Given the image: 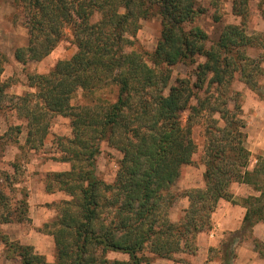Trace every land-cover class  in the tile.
<instances>
[{
	"label": "trees",
	"instance_id": "obj_1",
	"mask_svg": "<svg viewBox=\"0 0 264 264\" xmlns=\"http://www.w3.org/2000/svg\"><path fill=\"white\" fill-rule=\"evenodd\" d=\"M18 2L26 11L29 33L28 45L15 51L19 61L42 59L68 29L77 49L48 73L31 75L35 90L22 96L6 94L7 84L0 81V111L14 109L26 118L27 142L39 144L48 134L52 116L70 118L72 145L63 160L71 163V169L52 175L58 190L71 199L61 201L53 222L54 262L32 245L5 237L7 259L19 258L21 264H157L154 257L171 259L180 251L196 249L195 237L212 228L213 212L220 199H233L230 187L235 182L258 192L243 198L246 213L236 236L264 223V157L249 168L251 151L245 143L240 93L230 94L236 77L253 87L264 77L263 55L248 53L259 43L257 36L246 32V7L236 3L233 13L244 21L225 25L210 41L194 23L205 12L197 0ZM156 15L161 20L156 48L149 57L143 50L129 51L141 21ZM179 63H196L195 78L181 77L170 84L173 67ZM79 89L92 94L109 89L115 91V100L102 94L90 104L74 105L72 95ZM184 112H188L185 124ZM201 118L206 119L204 187L184 192L189 205L173 221L170 212L178 197L174 188L182 167L192 163L197 152L194 126ZM14 128L22 131L20 125ZM12 140L1 136L0 146ZM103 141L121 154L112 182L96 173ZM4 181L10 182V174ZM5 199L0 190V203L7 206ZM18 208L25 214L28 203L20 201ZM13 212H1L0 221L25 219L12 216ZM253 241L256 247L263 244L258 237ZM110 251L128 258L111 259ZM231 261L225 252L224 264Z\"/></svg>",
	"mask_w": 264,
	"mask_h": 264
},
{
	"label": "rangeland",
	"instance_id": "obj_2",
	"mask_svg": "<svg viewBox=\"0 0 264 264\" xmlns=\"http://www.w3.org/2000/svg\"><path fill=\"white\" fill-rule=\"evenodd\" d=\"M241 1L245 2L241 3ZM197 3L205 9V12L194 23L208 33L210 41L219 37L225 25L240 24L244 21V17L233 13V6H236V3L246 7V32L257 36L256 40L259 43L249 47L248 53L251 56L262 54L264 57V0H197ZM216 16L220 19L216 20ZM27 19L26 11L18 0H0V66L2 67L0 81L7 84L5 91L9 96L19 97L28 91H34L35 88L30 84L31 75L48 73L59 60L70 58L77 49L71 30L68 29L66 36L42 59L19 61L16 58V49L25 48L29 42ZM160 34L161 20L157 15L142 20L136 36L131 37L134 43L128 47V50H143L144 55L149 57L157 46ZM202 60L203 58H198V61ZM195 66L196 63H179L174 66L170 84H174L181 77L194 79ZM262 66L264 67V59ZM231 91L240 93L243 119L246 122L245 143L251 151L249 168L253 169L259 156L264 157V77L261 76L257 87L249 86L236 77L231 84L230 94ZM102 94L115 100V91L109 89L105 90V93L94 94L79 89L72 95L71 103L90 104ZM187 116L188 112H184V124ZM200 121L202 122L194 126V136L198 144L197 152L193 162L182 167L180 178L174 188L178 197L170 212V218L173 221H177L189 205V199L184 196V192L191 188L204 187L205 165L202 162V154L205 141L203 127L206 119L201 118ZM49 123L48 134L43 144L27 142L29 129L27 119L21 118L14 109L6 108L0 111V137H14V140L9 141L8 144L0 146V190L7 195L5 199L7 206L0 203V213L14 211L12 216L25 215L23 221L9 223L0 221V264H21L19 258L7 259L5 256L3 242L5 237L32 245L35 251L44 254L49 262L55 261V240L51 233L54 228L53 222L58 218L61 201L71 199V196L64 190H58L59 185L52 174L71 169V163L63 160V157L72 145L68 139L73 136V132L70 118L62 114L52 116ZM16 125L21 126V132L14 128ZM254 137L260 138L262 144H254ZM33 144L36 146L34 147ZM100 149L101 152L96 161V173L102 179L112 182L116 176L121 154L106 141L101 143ZM6 174H10V182L4 181ZM48 184L51 185L49 186L51 190ZM230 189L234 195L233 199L229 200L232 204L234 201L241 203L248 195L258 193L252 186L237 182L233 183ZM23 200L28 203L25 214L20 213L21 208H18L20 201ZM224 202L226 201L221 203ZM215 212L212 215V228L195 237L194 251L185 249L176 253L171 259L154 257V262L157 264H209L210 261H215V264H224L225 252H227L232 256L231 264H233L238 246L244 239L251 240L254 235L251 231H246L245 234L238 233L236 236V230H219L217 231L219 236L213 237L210 232L214 227H218L214 220ZM259 224L264 223L257 225ZM262 232L264 233V226ZM233 236L235 238L232 239ZM210 237L213 238L211 244ZM260 242L263 244L255 248L256 250L260 248L263 254L264 239H260ZM147 254L153 257L152 253ZM107 256L111 259L128 258L127 254L113 251L108 252Z\"/></svg>",
	"mask_w": 264,
	"mask_h": 264
},
{
	"label": "crops",
	"instance_id": "obj_3",
	"mask_svg": "<svg viewBox=\"0 0 264 264\" xmlns=\"http://www.w3.org/2000/svg\"><path fill=\"white\" fill-rule=\"evenodd\" d=\"M259 141L260 138L254 137V144L261 145L262 143ZM219 201L220 204H218V207H216V212L214 211V220L216 221L218 227H214L210 232L213 237L219 236L217 233L219 230H236V232H238L243 225L244 216L246 213V207L244 204H242V202L240 203L237 201L236 203L232 204L226 199H220ZM222 201L226 202L221 203ZM263 226L264 224H259L257 226L255 225L252 231L254 236L251 238V240L244 239L241 242V244L236 249V260L233 264H264V255L260 254V252L256 250V246L253 241V238L255 237L264 239V233L262 232ZM258 231H260V233ZM212 239L213 238L210 239V244L213 243ZM209 264H215V261H210Z\"/></svg>",
	"mask_w": 264,
	"mask_h": 264
}]
</instances>
